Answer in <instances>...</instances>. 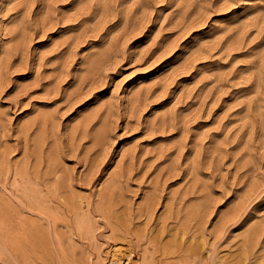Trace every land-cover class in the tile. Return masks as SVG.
Here are the masks:
<instances>
[{"label": "rangeland", "instance_id": "1", "mask_svg": "<svg viewBox=\"0 0 264 264\" xmlns=\"http://www.w3.org/2000/svg\"><path fill=\"white\" fill-rule=\"evenodd\" d=\"M232 5L249 7L220 15ZM0 18V151L31 168L49 115L96 238L0 185L15 216L0 264H100L114 247L128 264H232L247 231L243 264H264V0H0Z\"/></svg>", "mask_w": 264, "mask_h": 264}, {"label": "bare ground", "instance_id": "2", "mask_svg": "<svg viewBox=\"0 0 264 264\" xmlns=\"http://www.w3.org/2000/svg\"><path fill=\"white\" fill-rule=\"evenodd\" d=\"M12 1L13 0H4V2ZM132 91L133 90L130 89L128 92H131V94L136 92L135 94L137 95V90ZM131 99H133V97H131ZM48 118L50 117L46 113L40 116L41 128L39 127V130L32 138L34 144V149L32 151L34 163L31 168L28 164L29 152H27L26 149L23 150L22 156L15 161H11L7 154L0 151L1 190L4 193L12 195L28 210H36L38 213L45 215L50 223V227L57 226L58 224L60 225L58 215L64 207H67L68 210L74 214L78 228L95 241L94 226L87 209L90 201L86 202L85 209L84 205H80L74 200L75 195L72 190V184L67 170L61 163V155H58V150L53 146H47L46 139L48 135L45 132L46 129L43 127ZM24 128V125H21V129L23 130ZM94 138L96 140L100 139L98 132L94 134ZM122 152L123 150L119 152V155H122ZM41 166L43 169H40ZM10 167L12 168V173L10 174V177H12L11 184L14 187L12 191L6 186L8 178L7 172ZM65 196L67 199H70L66 206L64 202H60V199ZM98 205L103 214H109L106 202H100ZM13 217L15 216L13 214L12 205L9 202H5L0 197V229L8 225L13 220ZM253 218V215L250 216L248 222ZM41 233L42 231L39 230V234ZM1 236L6 241H10L11 239L8 231L1 233L0 237ZM253 237L254 234L247 231L237 238L241 250L238 252V255L235 256L232 264H243L246 259V247L248 243L253 241ZM128 257L129 253L121 252L118 248L114 247L113 251H105L104 256L98 254L95 261L100 264H128ZM175 263L185 264V260Z\"/></svg>", "mask_w": 264, "mask_h": 264}, {"label": "snow or ice", "instance_id": "3", "mask_svg": "<svg viewBox=\"0 0 264 264\" xmlns=\"http://www.w3.org/2000/svg\"><path fill=\"white\" fill-rule=\"evenodd\" d=\"M65 3H66V4L69 3V0H65ZM248 7H249V5H241V6H239V7H237L236 5H232L230 8L225 9V12H224V13H221L220 15L223 16V15H225V14H227V13H230V12L233 11V10L240 11V10H243L244 8H248ZM213 19H215V17L210 16V17L208 18V20H209V24L212 22ZM81 51H83V49H81ZM121 68H122V65H117V67H116L115 69L112 70V73H116V72H117L119 69H121ZM145 71H147V69H146ZM112 73H110V75H112ZM135 75H136V73L133 72V73H132V76H135ZM130 78H131V77H129V76H127V75L124 76V79L120 81V84H119V85H117V91H119V90H120V87H121L122 85H124L126 81L130 80ZM105 87H108V85H106ZM66 115H67V114H66ZM258 195H259V201H258V203H257V207H264V191H261ZM238 219H239V218H238ZM232 223L234 224L235 221H233Z\"/></svg>", "mask_w": 264, "mask_h": 264}]
</instances>
